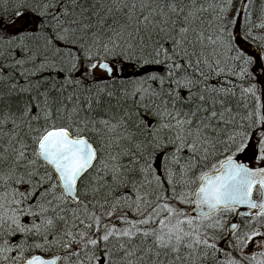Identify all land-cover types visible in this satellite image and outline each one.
<instances>
[{"label": "snow or ice", "instance_id": "obj_1", "mask_svg": "<svg viewBox=\"0 0 264 264\" xmlns=\"http://www.w3.org/2000/svg\"><path fill=\"white\" fill-rule=\"evenodd\" d=\"M0 264H264V0H0Z\"/></svg>", "mask_w": 264, "mask_h": 264}]
</instances>
